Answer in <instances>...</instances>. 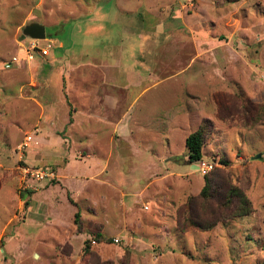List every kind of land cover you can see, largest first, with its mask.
Segmentation results:
<instances>
[{
	"label": "rangeland",
	"instance_id": "1",
	"mask_svg": "<svg viewBox=\"0 0 264 264\" xmlns=\"http://www.w3.org/2000/svg\"><path fill=\"white\" fill-rule=\"evenodd\" d=\"M29 22L52 48L27 61ZM101 263L264 264V0H0V264Z\"/></svg>",
	"mask_w": 264,
	"mask_h": 264
},
{
	"label": "trees",
	"instance_id": "2",
	"mask_svg": "<svg viewBox=\"0 0 264 264\" xmlns=\"http://www.w3.org/2000/svg\"><path fill=\"white\" fill-rule=\"evenodd\" d=\"M235 1H238V0H224V2H228V3L235 2ZM211 125H212L211 122L208 119H206L203 121V124L198 127L197 130L190 133L185 138L184 145H185L186 156H187L185 161L188 164H196L202 160L203 158L202 147L204 144L203 141H205L208 133L210 132V129H212ZM222 163H225V162L223 161ZM33 168L51 170V167H43V166H37V165L34 166ZM210 172L211 171L204 174V185L202 186L201 192H200V195L206 199H209L210 197L215 195V193H213V186L211 184V178L209 177ZM31 192H32L31 190L25 189V192H21L20 196L24 197L28 194H31ZM223 204L230 212L229 218L246 216V215H249L252 211L251 203L248 197L239 187L234 186V185L228 186L225 193H223ZM78 218H79V211H77L75 214L76 223L79 220ZM189 220L191 221L192 224H194V226L201 228V229H205V228L207 229L212 226V224L208 222L206 224H202L200 222H194V220H192L191 217L189 218ZM181 228L184 229L182 225H181ZM94 238L97 241H100L104 239V236L101 233L97 232L94 235ZM90 247H91V241L85 240V250H84L85 253L90 252ZM101 264H109V263H101Z\"/></svg>",
	"mask_w": 264,
	"mask_h": 264
},
{
	"label": "built area",
	"instance_id": "3",
	"mask_svg": "<svg viewBox=\"0 0 264 264\" xmlns=\"http://www.w3.org/2000/svg\"><path fill=\"white\" fill-rule=\"evenodd\" d=\"M30 39V38H29ZM46 40V39H44ZM40 40L37 39H30L28 41L27 45H24V52H25V58L27 61L33 60L34 54H38L40 56H45L49 53L50 49L52 48V43L48 42L45 43L43 46L38 45L37 43ZM212 167L211 163L208 162H199L197 165V170L202 171L204 174L208 169ZM23 176H28L31 179L34 180H40V179H52L55 177V174L52 170L49 169H39V168H33V167H22L21 168Z\"/></svg>",
	"mask_w": 264,
	"mask_h": 264
},
{
	"label": "water",
	"instance_id": "4",
	"mask_svg": "<svg viewBox=\"0 0 264 264\" xmlns=\"http://www.w3.org/2000/svg\"><path fill=\"white\" fill-rule=\"evenodd\" d=\"M22 34L30 39L43 40L46 38L45 26L38 22H29L22 28ZM259 157V154L255 156V158ZM192 167L197 169L196 165H192Z\"/></svg>",
	"mask_w": 264,
	"mask_h": 264
},
{
	"label": "crops",
	"instance_id": "5",
	"mask_svg": "<svg viewBox=\"0 0 264 264\" xmlns=\"http://www.w3.org/2000/svg\"><path fill=\"white\" fill-rule=\"evenodd\" d=\"M110 81H111V79H110ZM125 85H128L126 82H125ZM136 86V85H135ZM143 89V88H142ZM105 98V97H104ZM111 99H112V96L111 97H107V98H105V102H104V104H102L104 107L102 108L103 110H100L99 111V114H100V117H99V119H102V120H105V121H107V122H111V118H110V115L107 113V114H105V112H104V108H106V109H108V107H112V111H114V106H113V103H112V101H111ZM112 111H111V113H112ZM104 112V113H103ZM104 116V117H103ZM96 117H97V115H96ZM193 167H192V165H191V169H192ZM194 169V168H193Z\"/></svg>",
	"mask_w": 264,
	"mask_h": 264
}]
</instances>
